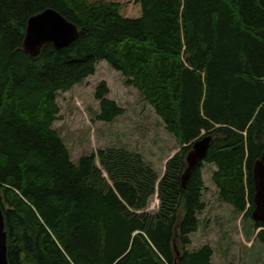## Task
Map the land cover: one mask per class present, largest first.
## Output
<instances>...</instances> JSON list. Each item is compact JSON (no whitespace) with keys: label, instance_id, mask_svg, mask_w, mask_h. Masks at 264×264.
Segmentation results:
<instances>
[{"label":"trees","instance_id":"obj_1","mask_svg":"<svg viewBox=\"0 0 264 264\" xmlns=\"http://www.w3.org/2000/svg\"><path fill=\"white\" fill-rule=\"evenodd\" d=\"M46 9L72 23L77 37L33 58L21 50L26 24ZM99 62L141 95L177 142L161 176L123 148L72 162L53 129L56 94ZM107 95L100 82L96 120L111 123L123 109ZM202 133L211 137L206 156L183 187L186 155ZM263 150L264 0H0L8 264H211L208 245L188 250L205 209L203 165L214 167L218 200L264 245V224L251 218L252 170ZM153 196L158 208L150 213Z\"/></svg>","mask_w":264,"mask_h":264},{"label":"rangeland","instance_id":"obj_2","mask_svg":"<svg viewBox=\"0 0 264 264\" xmlns=\"http://www.w3.org/2000/svg\"><path fill=\"white\" fill-rule=\"evenodd\" d=\"M100 82L108 89L107 98L123 109V114L111 123L96 120L98 101L94 91ZM56 103L59 112L52 127L72 162L98 150L123 148L139 154L161 176L166 161L179 150L141 95L105 62L97 63L94 74L79 85L58 92ZM213 171L212 165L202 166L205 209L198 216V230L189 236L188 250L208 245L212 249L211 264H264V245L256 239L257 230L253 233L251 224L242 215L218 200L211 182ZM157 208L158 200L153 196L147 211L153 213ZM246 234L250 236L248 239Z\"/></svg>","mask_w":264,"mask_h":264},{"label":"water","instance_id":"obj_3","mask_svg":"<svg viewBox=\"0 0 264 264\" xmlns=\"http://www.w3.org/2000/svg\"><path fill=\"white\" fill-rule=\"evenodd\" d=\"M77 37L76 27L52 9H46L28 19L21 50L30 57H37L42 48L51 44L54 49L68 47ZM211 137L202 133L191 145L186 155V169L181 177L184 187L190 170L206 156ZM254 187L251 218L254 222L264 224V150L252 170ZM3 214L0 209V264H8L6 257V231ZM32 264V263H25Z\"/></svg>","mask_w":264,"mask_h":264},{"label":"bare ground","instance_id":"obj_4","mask_svg":"<svg viewBox=\"0 0 264 264\" xmlns=\"http://www.w3.org/2000/svg\"><path fill=\"white\" fill-rule=\"evenodd\" d=\"M23 42V41H22ZM59 50H61V49H59Z\"/></svg>","mask_w":264,"mask_h":264}]
</instances>
